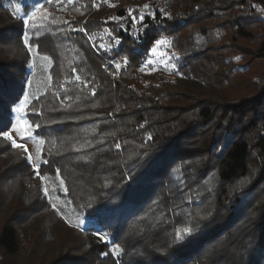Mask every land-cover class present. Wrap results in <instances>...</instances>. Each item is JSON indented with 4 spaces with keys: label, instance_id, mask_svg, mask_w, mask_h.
Masks as SVG:
<instances>
[{
    "label": "trees",
    "instance_id": "16d2710c",
    "mask_svg": "<svg viewBox=\"0 0 264 264\" xmlns=\"http://www.w3.org/2000/svg\"><path fill=\"white\" fill-rule=\"evenodd\" d=\"M177 1L174 20L154 8L137 26L140 22L124 10L118 26L99 27L106 24L103 19H86L91 0L62 7L25 0L20 16L0 0L6 16L0 21V44L8 53L20 50L0 55V129L11 123L14 106L28 91L33 55L48 60L49 86L25 108L43 143L47 163L40 171L55 178L77 218L97 223L75 226L81 239L74 240L70 253L61 250V264H264V85L248 95L217 85L222 101L208 86L186 85L190 78L218 84L206 74H226V81L237 75L238 64L219 55L216 41L227 28L235 42L252 36L243 24L249 0ZM98 4L97 9L104 5ZM36 5L51 7V13L31 19L28 13ZM253 18L264 23L260 12ZM257 31L259 41L248 49L259 59L264 33ZM161 35L171 36L180 56L177 72L153 78L145 65ZM7 56L9 62H2ZM196 58L193 76L187 68ZM244 63L251 67L250 61ZM202 66L206 70H199ZM49 88L62 93L53 92L49 108L54 109L47 111ZM238 111L241 118L248 113L252 126L235 125ZM0 140V147L11 149L10 141ZM12 164L2 167L0 178L9 173L23 181L25 156ZM175 172L186 186L179 185ZM27 188L37 208L44 205L41 190ZM185 230L191 235L177 241V233ZM19 250L17 226L8 219L0 230V255Z\"/></svg>",
    "mask_w": 264,
    "mask_h": 264
},
{
    "label": "rangeland",
    "instance_id": "374dc122",
    "mask_svg": "<svg viewBox=\"0 0 264 264\" xmlns=\"http://www.w3.org/2000/svg\"><path fill=\"white\" fill-rule=\"evenodd\" d=\"M49 1L51 2V7L52 5H56L57 7L62 3L74 2L76 0ZM91 1L92 5H90L89 8L87 7L85 10L86 19L89 15H91L92 19H103V22H105L106 24L98 25L99 27H102L104 25L111 27L115 25L118 26L119 20H123L124 18L121 15L125 12L127 13L128 17H131L136 22H140L139 24H137V26H141L140 24H142V17L146 13H150V11L154 8H157L165 16L167 15L169 19L174 20L175 11L173 9V5L175 3H178V1L175 2L176 0H101L104 5L101 8L97 9L96 7H99L98 0ZM210 1H214L217 4H223L230 0ZM251 1L252 0H249L250 8H247V10L243 11L244 14L247 15V19H245V22H242L243 24L245 23L249 25V30H253L252 36L249 39H240L235 42L231 29L229 30V28H227V33L225 34V36L222 39L216 41V45L219 47L215 50L219 53V55H223L227 59V62L230 61L235 65L238 64L240 70L238 71L237 75L230 79L228 78L229 80L226 81V74H223L222 76H219L217 73H214V75L206 74L207 77L212 78L213 80L215 78L217 79H215V81L218 84L215 85H213L212 81L209 80H207V83L204 84V82L201 80L190 78V80H187L186 83L188 88L195 89L203 87L201 90H206L205 86H208L210 91L214 93L213 97L220 98L219 100L222 101L223 95H221L220 92H218V90L216 89L218 88L217 85H220L227 92H232L234 94L240 95L252 94L254 93V88L256 87V85H264V57H259V59H256L251 49H248V47H255L259 41V37H257V29H260L259 33H264V23L261 24L260 20L257 21L255 18H253V16H256L259 12L260 16H264V0H254V2ZM23 2H25V0H7L8 5L17 16H20L23 13V5L25 4ZM40 6L42 5H36L31 8L28 16H32L34 12L36 13V15H38L40 12L44 13L45 15H49L51 13V7L39 8ZM38 8L39 11L37 12ZM250 11L253 12V16ZM5 19L6 16L0 13V21L3 22L5 21ZM224 24L225 26L229 27L228 23L225 22ZM172 25H174V22L172 23ZM106 31L109 32L108 29H106ZM157 40H165L167 41V43L156 45L155 42L153 47L157 48V52L155 54L152 53V51L150 52V57L148 58L147 62L149 66H145L148 67V74H152L151 76L153 78L160 75L164 77H170L172 76L171 73H175V71L177 72L178 64L176 63V61L179 58L178 56H180L177 53L178 48L176 47V49H174L173 47H171L173 43V39L171 38V36L161 35ZM224 43H227V45L230 46L220 47V45ZM20 47L23 51V46ZM6 50V46L4 44H0L1 56H4V52H7V55H10V53L12 52H20V50H16L8 53V50ZM245 51L246 53H248V55L243 59L242 53ZM171 52H175L177 55ZM161 53H163V55H161ZM32 54L34 53L32 52ZM208 54H214V49L211 50ZM33 56V63L30 71L28 72V91L26 92L23 99L14 106L11 123L7 128L5 127V125L2 127V129H6L10 132V135H12L13 139H15L17 143L26 142V147L28 149V153H25L22 149H12L11 147V149L4 150V147H0V173L1 170L5 167H8V165H14L12 163H15L21 155L25 156L26 161V173L21 177L23 181H19L18 179L10 175V178L13 179L11 181V179L9 178V173L6 177L0 178V230L5 222L8 219H11L13 220V222H15L20 235L19 252L14 256L4 258V255H0V258H3V264H61L63 262V257H61V250L70 253L69 249L77 244L74 240L78 242L81 239V237L74 232L75 226L78 228L90 225L97 226L95 220L82 221L77 218L76 215H74V212L71 211V203L69 202L68 197L66 195L60 194L61 189L58 187L57 181L51 174L40 171L41 174L45 177V179L41 181L35 174L31 166L32 163H40V170H43L45 161L44 148L43 143H41L42 140L35 134L32 126L30 128H27L28 131H31L32 135H24V131L26 129L24 121H28L25 108L27 107V104L29 102L31 103V100L34 97L39 96V93L44 91L47 85L49 86L48 83L50 82V77L47 74L50 67V65L48 64L49 61L46 59L39 60L37 57H35V55ZM251 57L252 59H250ZM7 58L9 59V56L3 58L4 61L2 62H9ZM123 61L126 62V58H124ZM149 61H151V63H149ZM208 61L209 60L207 58H204L203 60L204 63H207ZM246 61H250L252 63L250 68L248 65H245L244 62ZM197 62L198 59L196 58L194 60V64H190L187 68V70L192 71L191 73H193V76L194 74L196 75V73H194L193 71V68L197 71V66L195 65ZM199 70L204 71L206 69H203L202 66V68H200ZM61 77L62 79L64 78L63 76ZM51 89L52 88H49V90L47 89L45 91V93L47 94V111L54 109L49 108L51 103L54 102L53 92L57 94L62 93V91L59 92V88H54L53 90ZM219 90L222 91V89ZM21 103H23L24 105L23 111L16 112L15 109L19 107ZM263 103L261 105H263ZM258 108L260 107L258 106ZM242 115V112H237L236 117H238L239 119L235 123V125L238 128L247 129L249 125L252 126V122H247L248 113H246L243 118H241ZM110 116L112 117V113L110 114ZM74 120L78 119L74 118ZM105 140L106 139H102V141ZM28 154H31V156L33 157L32 162H29L27 160ZM174 177L180 186H186L185 179L181 177L180 172H175ZM209 180L210 179H208V181ZM28 185H36L41 190L42 197L46 200L44 205L40 204L41 207L37 208L35 198L28 194ZM45 187H47L48 189L47 194H45V192L43 191ZM263 193L264 186L260 194ZM53 204L56 205L55 209L52 207ZM61 219L66 221L67 226H65L61 222ZM83 223L86 226H83ZM208 229H210V227L206 228V230ZM192 232L193 234H197L198 230H192ZM205 233L206 231L204 232V234ZM104 238L106 240H109L106 235H104Z\"/></svg>",
    "mask_w": 264,
    "mask_h": 264
},
{
    "label": "snow or ice",
    "instance_id": "6c2138e0",
    "mask_svg": "<svg viewBox=\"0 0 264 264\" xmlns=\"http://www.w3.org/2000/svg\"><path fill=\"white\" fill-rule=\"evenodd\" d=\"M40 7H43V6H40ZM38 11H39V8L37 9V12ZM35 16H36V13L34 12L30 18L31 19H34ZM24 42H25V44H27L28 43V39L25 38ZM165 43H167V41H165V40H157L156 41V45H162V44H165ZM151 51H152V53L155 54L157 52V48L156 47H153V49ZM161 55H163V53H161ZM149 63H151V61H149ZM116 67H120V65L117 64ZM173 67H175V66H173ZM23 108H24V105H23V103H21L20 106L15 109V111L16 112H21V111H23ZM24 124L26 125V129L24 131V135L25 136H31L32 135L31 131H28L27 130V128H30L31 125L29 124L28 121H24ZM0 136H2L4 139H6L8 141H11V146L14 149H22V150H24L25 153H28V149L26 147V142H24V143H17V141L15 139H13L12 135H10V132L9 131H7V130H0ZM41 143H42V141H41ZM117 147H119V145H117ZM38 155H39V151H38ZM27 160L29 162H32L33 157L31 156V154H28L27 155ZM44 163H47V162L44 161ZM31 166H32L33 171L35 172V174L38 176V178L41 181H43L45 179V177L40 172L41 164L40 163H32ZM57 174H59V170H57ZM60 183L63 184V180H61ZM43 191L45 192V194H47L48 193L47 187H45L43 189ZM52 207L55 209L56 208V205L53 204ZM97 235L100 236L99 233ZM185 235H191V231L190 230H185V232L183 234L177 233V236H176L177 241H182ZM100 239L103 240L105 238L103 236H100Z\"/></svg>",
    "mask_w": 264,
    "mask_h": 264
}]
</instances>
